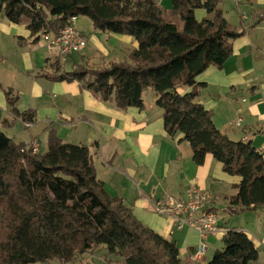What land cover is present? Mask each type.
<instances>
[{"label":"trees","instance_id":"trees-1","mask_svg":"<svg viewBox=\"0 0 264 264\" xmlns=\"http://www.w3.org/2000/svg\"><path fill=\"white\" fill-rule=\"evenodd\" d=\"M219 1L171 0V9L164 10L154 0H0V12L25 24L33 41L57 35L72 16H86L95 30L134 40L136 46L120 60L96 65L72 59L70 70L49 77L76 80L120 109L142 108L143 92L153 90L166 133L182 134L194 163L203 164L211 154L224 172L239 177L223 205L229 219L245 210L264 213V157L250 140L220 130L213 112L197 100L204 84L196 76L210 65L220 68L243 33L228 22ZM197 9L207 16L197 19ZM5 96L23 123L34 122V110L20 113L10 90ZM46 135L47 149L32 152L0 124V264H185L174 241L105 190L88 146L64 142L53 130ZM211 203L207 208L217 214ZM218 218L222 248L206 264L255 261L251 237Z\"/></svg>","mask_w":264,"mask_h":264},{"label":"crops","instance_id":"crops-1","mask_svg":"<svg viewBox=\"0 0 264 264\" xmlns=\"http://www.w3.org/2000/svg\"><path fill=\"white\" fill-rule=\"evenodd\" d=\"M246 2L253 12L247 23L240 17L238 29L243 33L232 41L231 56L220 68L210 65L196 76V82L204 84L197 100L213 112L220 130L232 139L250 140L264 157V0ZM206 16L205 10H195L197 19ZM89 23L87 19L81 22L85 27H90ZM95 32L80 52L88 50L90 43L98 46L100 49L80 56L91 63L93 55L105 62L120 60L136 46L126 35L105 32H101L105 42L100 45V31ZM51 52L41 38L33 41L25 24L12 23L0 12L1 127L17 121L23 124L6 100L5 91L10 90L18 112L34 110V122L26 128L40 125L43 133L53 130L64 142L88 146L105 190L120 196L142 223L174 241L185 264H206L217 242L222 241L224 229L219 227V232L202 239L194 227H174V218L156 213L153 201L167 195L181 199L189 189L197 188L211 197V205H225V198L235 193L239 177L224 172L211 154H206L203 164L194 163L191 145L182 134L166 133L153 90L143 92L142 108L120 109L76 80L51 79L49 76L70 70L72 59L79 60L65 57L58 50ZM147 93L151 97L145 100ZM34 139L40 148L37 138L24 142L29 145ZM228 220L230 226L243 229L253 240L258 258L250 264H264V213L245 210ZM200 244L206 250L196 259Z\"/></svg>","mask_w":264,"mask_h":264},{"label":"built area","instance_id":"built-area-1","mask_svg":"<svg viewBox=\"0 0 264 264\" xmlns=\"http://www.w3.org/2000/svg\"><path fill=\"white\" fill-rule=\"evenodd\" d=\"M241 14L244 17V14ZM76 20V16H72L69 23L57 35L43 34L41 36V41L48 51L58 50L60 54L67 57L86 47L87 39L76 27ZM240 121V118L237 119V126H240ZM24 124L25 126L30 125V123ZM29 147L32 152L38 151V141L34 139ZM211 202L212 199L207 193L197 188H191L184 198L180 199L171 195L163 196L153 201L152 207L158 214L172 216L174 227L180 228L183 225L194 227L200 233V237L204 239L210 234L219 232L218 215L207 208ZM205 250L206 246L201 244L195 253V258L200 259Z\"/></svg>","mask_w":264,"mask_h":264},{"label":"rangeland","instance_id":"rangeland-1","mask_svg":"<svg viewBox=\"0 0 264 264\" xmlns=\"http://www.w3.org/2000/svg\"><path fill=\"white\" fill-rule=\"evenodd\" d=\"M157 2L159 4V6L161 8H163L164 10H170L171 9V0H157ZM218 6L223 11V15L226 17V19L228 20V22L233 27H235L236 29L237 28H240V26H241L240 25V19L241 18L244 19L243 20V23H245V22L247 23V20L246 19L247 18L250 19L249 16L253 12L252 7L250 6L249 3L246 2V0H243V1L242 0H220L219 3H218ZM241 13L244 14V17L241 16L242 15ZM86 19L89 22H91L88 17H86V16H79V20L76 22V27L78 29H80L84 33L86 39H89L90 36L92 34L96 33V32H95V29H94L92 23H89L90 24V27H88V26L85 27V26H83L81 24V22L84 21V20H86ZM256 23H258L256 25L258 27L257 29L260 30V26H258V25H260L259 24L260 21H258ZM97 35H98V37L100 39V45H103V43L105 42V37L103 35H101V32L97 33ZM87 42H88V40H87ZM86 46H87V44H86ZM95 49H100V48L98 46L90 43L89 49L86 50L83 53L86 54L88 51L95 50ZM49 52H51V51H49ZM83 53L73 54V57H75L76 59H80L81 58L80 56L81 55H84ZM92 63L93 64H96V65H100L102 63H107V62H105V60H103V59L101 60L98 55H93ZM148 90H151V89H148ZM146 92H149V91H146ZM152 92H154V91H152ZM144 96H145V100H148L149 97H151L150 93H149V95H148V93L146 95L144 94ZM40 127H41L40 125H38V126L35 125V126H31L30 128H26V126H25L24 123L22 124L21 122L17 121L13 125L11 124V126H8L7 128H2V129L5 131V133L9 137H12L17 142H19V141H23V142L26 141L27 142V141H30L32 137L37 138L39 140V142H40L39 151L40 152H44L45 151V148L47 147L46 146L47 145V138H46V132L43 133L41 131ZM39 129H40V131H38ZM215 207L217 208V210H216L217 214L220 215V216H222L223 217L222 219L228 222V215L226 214V217L223 216L225 214V212L223 211V207L224 206L221 205L220 203H217V205H215ZM229 219H231V217ZM210 235H213V234H210ZM221 248H222V241H218L217 244H216V246H215V250L221 249ZM198 249H199V247H198ZM86 257H88V256H86ZM93 258H94V261L95 262L98 261V259H97L96 256H94ZM45 263L46 264H56L55 261H53V262L52 261L51 262H45ZM35 264H41V263H35ZM75 264H80V262L79 261H76Z\"/></svg>","mask_w":264,"mask_h":264}]
</instances>
